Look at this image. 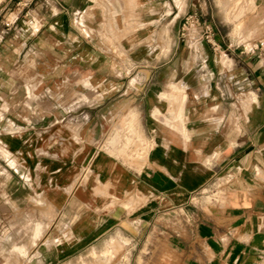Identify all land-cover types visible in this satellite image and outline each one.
<instances>
[{"label": "crops", "instance_id": "crops-1", "mask_svg": "<svg viewBox=\"0 0 264 264\" xmlns=\"http://www.w3.org/2000/svg\"><path fill=\"white\" fill-rule=\"evenodd\" d=\"M217 1L0 0V224L40 190L130 264H264V0Z\"/></svg>", "mask_w": 264, "mask_h": 264}, {"label": "rangeland", "instance_id": "rangeland-1", "mask_svg": "<svg viewBox=\"0 0 264 264\" xmlns=\"http://www.w3.org/2000/svg\"><path fill=\"white\" fill-rule=\"evenodd\" d=\"M217 3L227 13L216 17L220 25L225 21L237 33L253 28L254 0ZM23 203L20 215H7L6 223L0 224V264H130L129 250L143 247L142 240L131 241L114 231L99 239H78L79 225L71 222L76 209L63 212L52 207L40 190ZM66 245L68 257L66 251L59 254Z\"/></svg>", "mask_w": 264, "mask_h": 264}, {"label": "built area", "instance_id": "built-area-1", "mask_svg": "<svg viewBox=\"0 0 264 264\" xmlns=\"http://www.w3.org/2000/svg\"><path fill=\"white\" fill-rule=\"evenodd\" d=\"M32 23L33 20H30ZM12 23L7 21L6 27H9ZM203 25L200 16L197 13L188 14L183 22L181 36L182 39L190 38L192 34L197 33L198 28ZM201 38H205L215 49L218 47V41L214 37V31L211 25H204L203 31L200 33Z\"/></svg>", "mask_w": 264, "mask_h": 264}]
</instances>
